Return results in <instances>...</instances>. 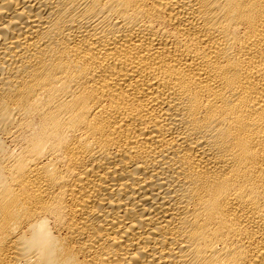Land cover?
<instances>
[{
  "label": "bare ground",
  "instance_id": "bare-ground-1",
  "mask_svg": "<svg viewBox=\"0 0 264 264\" xmlns=\"http://www.w3.org/2000/svg\"><path fill=\"white\" fill-rule=\"evenodd\" d=\"M0 264H264V0H0Z\"/></svg>",
  "mask_w": 264,
  "mask_h": 264
}]
</instances>
